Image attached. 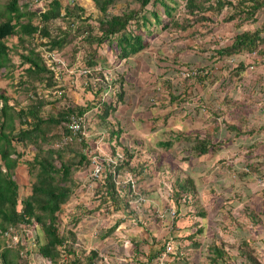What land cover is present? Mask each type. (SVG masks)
<instances>
[{"label": "rangeland", "instance_id": "1", "mask_svg": "<svg viewBox=\"0 0 264 264\" xmlns=\"http://www.w3.org/2000/svg\"><path fill=\"white\" fill-rule=\"evenodd\" d=\"M5 1L0 0V7ZM48 1L18 0V4L20 7L27 4V9L37 11L47 8ZM175 1L167 0L170 6H176L170 17L159 4L145 7L148 15L154 7L158 9L161 22L154 25L149 34L142 32L146 46L127 58L118 57L114 37L111 41L97 43L85 42L82 38L91 29V34L98 33L101 13L92 0H60L63 8L74 9L77 3L84 11L78 12V17H71L65 15L62 8V15L47 24L52 36H58V29L67 30L68 38L77 49L67 47L65 56L64 50L58 52L63 57L57 53L53 55L63 64L56 68L62 67L61 73L56 70L55 84L51 88L36 84L38 95L48 101L41 114L46 116L50 111L67 107L85 108L83 134L68 146L64 159L78 160L79 155L75 153L80 151L111 159L117 156L113 154L116 151L128 159L124 149L134 147L129 160L136 163L149 159L144 145L156 147L160 159L163 157L172 163L162 165L176 170L179 166L174 168L175 165L185 163L184 173L196 174L193 182L204 206L205 214L199 215L200 206L189 207L182 200L179 204L172 202V178L169 176L172 172L167 169L162 173L159 164H151L147 176L144 171L137 174L135 185L139 190L135 188V192L142 193L137 198L133 196L134 192H120L112 199L99 191L101 182L92 179L89 164L68 201L61 206L58 218L59 231L65 235L73 232L77 238L79 250L76 256L82 263L89 251L95 250L98 252L97 264H211L207 259L208 248L216 244L223 246L229 256L224 264H250L245 253L264 264V58L255 52L243 51L227 56L214 53V49L230 44L236 31L260 29L264 9L258 12L256 21L238 17L225 20L235 9L232 6L223 7L218 14L207 10L203 14L208 20L194 21L193 16L185 14V0ZM130 9L139 10L140 5L130 0H118L108 11L118 13ZM172 19L190 21L192 26L185 30L164 26ZM38 20L34 16L32 23L37 24ZM260 35L263 37L264 32ZM16 41V36L6 39V43L19 52ZM263 48L264 40L257 49ZM48 52L44 54L47 60ZM88 53L94 57L92 65L86 62ZM11 58L14 62L17 60L13 50ZM239 61L244 64V69L235 73L233 70ZM20 71L22 68L16 67L11 77L0 75V88L9 96L11 104L17 102V107L26 106L33 97L28 96V91L19 83L26 79V73ZM153 75H157L155 81H152ZM130 82L143 87L140 95L129 90ZM120 84L126 87L124 99L128 106L117 100ZM172 96L175 97L172 99ZM103 101L115 103L116 110L104 115ZM62 124L49 133L61 135ZM17 127H20L18 123ZM199 133L212 139L218 150L204 156L198 171L192 172L189 167H194L198 161L188 160L182 151L187 145L186 140ZM175 135L177 140H173L170 148L157 143L166 137L174 139ZM57 137L43 147L64 145L61 136ZM142 141L146 143L140 144ZM15 145L22 152L13 174L19 186L20 209V201L28 195L35 180L34 171L29 172L27 162L33 159L36 148L30 143ZM55 164L59 166V161ZM214 164L218 165L212 168ZM248 164L254 168L250 169ZM76 168L74 173L79 174L80 170ZM252 212L261 213L259 217L263 221L256 223L251 217ZM116 221L114 231L108 232V227ZM3 240L9 246L22 245L19 261L50 264L34 250L26 254V249H32V242L22 226L9 228ZM170 240L177 247V255L166 252V243ZM68 242H71L70 238ZM163 243L165 250L149 260L148 256L159 250ZM74 258L75 255L62 251L57 264L69 263Z\"/></svg>", "mask_w": 264, "mask_h": 264}, {"label": "trees", "instance_id": "2", "mask_svg": "<svg viewBox=\"0 0 264 264\" xmlns=\"http://www.w3.org/2000/svg\"><path fill=\"white\" fill-rule=\"evenodd\" d=\"M92 1L101 13V16L98 18V33L91 34V29L87 31L88 34H83L82 38L85 42L90 43L105 40L111 41L112 37L116 38V49H119L118 57L120 58H127L141 51L146 46L142 32L145 31L149 34L153 30V26L161 22L158 9L154 7L149 11L150 15H148L145 13V7L149 4H159L167 17H170L172 15L171 11L176 8V6H170L167 0H130L132 3H138L140 9L109 13V7L115 5L118 0ZM168 1L176 3L175 0ZM26 5L23 4L20 7L18 0H6L1 3L0 7V75L11 77L16 67L22 68L26 73V79H22L19 83H22L23 89L28 91V96L34 97L29 99L26 106L17 107V102L11 104L9 96L0 88V264H28L26 263L27 261H19L21 249L23 248L21 247L22 245L9 246L8 244H4L5 241L3 239L9 228L18 226L24 228V233L26 236H29L32 242V249H26L27 255L34 250L37 255L47 259L50 264H57L63 251L75 255L73 261L65 264H97V251L90 250L85 262L82 263L79 257L76 256L79 250V243L74 233L69 232L68 235H65V233H61L58 229L61 206L68 201L74 187L77 186L79 180H82V176L86 174L87 165L90 164L92 169L91 157L101 156L99 154L89 156L86 152L80 151V153H75V155H79L78 160L64 159V153L68 146H71L75 142L76 137L83 134L80 126L74 131L71 128V122L75 119L83 124L84 120L82 116L85 108L67 107L63 110L55 109V111H50L48 115L43 116L41 111L48 101L44 97H40L41 95H38L36 88V84L40 83L50 88L55 84L56 78L54 75L56 74V68L60 67L63 63L60 60H53V55L57 53L58 56H61L64 53L65 56L67 47L77 49V46L75 43L73 45V41L71 42V39L68 38L67 30L59 31L58 29V36H52L48 30V22L62 15L61 9L63 7L60 0H49L48 7L44 10H37L39 11L38 13L36 10L27 9ZM183 6L185 14L193 16L194 21L208 20L203 12L212 10L218 14L225 6L235 8L226 15L225 20L227 21L237 17L243 20L256 21L258 12L264 9V0H236L235 3L232 0H185ZM74 7V9L68 6L64 7V14L71 17L80 16L79 13L81 14L84 11V7L77 3ZM34 16L39 19L37 24L32 23ZM88 26L90 27L91 24ZM131 26H134V28H131ZM164 26L185 30L191 27L192 23L190 21L180 22L178 19H172L170 23H165ZM137 27L138 29L135 31L134 29ZM263 30L264 21H262L260 29L256 28L253 31L238 30L234 33L230 44L214 49V53L218 56H227L245 51L248 53L255 52L258 56H263L264 58V48L257 49L260 41L264 40V36L261 37L260 35V32H264ZM9 36H16V44L20 46L19 52L14 50L17 49L16 47L6 43V39ZM12 50L17 54L15 62L11 58ZM59 50L64 51L58 53ZM47 51H49V61L44 57ZM86 56L88 65H92L93 62L95 63L92 53H88ZM235 66L236 69L235 71L233 70L235 73L244 69V64L240 61ZM61 68L57 70L60 73ZM23 71H20V73ZM156 76L153 75L152 81L156 80ZM238 76L241 77L242 75ZM129 86V90L135 91L139 95L141 94V89L143 88L141 85L135 86L130 82ZM88 88L91 89L90 87ZM153 91L149 93L151 98ZM125 92L126 87L120 84L117 100L121 103L125 102V105H127V100L124 99ZM174 97L172 96V99ZM102 104L104 115L116 110L115 103L103 101ZM50 106L54 108V103H51ZM17 123L20 127H17ZM61 123H63L61 135L49 133L50 131H54ZM232 128L236 129L235 126H232ZM56 136H58L57 138L61 136V143L64 145L58 148L47 147L45 149L43 147L44 144H50L55 140ZM173 140H177L176 135L174 139L166 137L157 141V143L170 148ZM27 143L34 145L36 148L33 159L27 162L29 172L32 173L34 171L35 180L30 186L28 195L20 201L21 205L20 209H18L19 186L13 174L18 161H20L19 158L22 152L17 150L15 144L25 146ZM139 143H146V141ZM186 143L185 150H181L184 152V156L189 157L188 160L190 161L193 159L198 161L194 167H189V170L192 172L198 171V167L204 156L218 150L215 149V143L212 139H209L206 135L201 134L200 136V133L195 134L193 138L187 139ZM144 148L145 153L149 155V159L143 162L138 160L137 164L129 160L133 155L134 147L131 150L125 147V155L128 159L114 151L113 154L117 155L114 159L107 156L106 159L99 161L102 165L99 176L96 178L91 176L93 180L101 182L99 191L112 199H116L120 192H124L125 194H133L134 192L135 195L133 194V196L137 198L139 193H142H136V190L133 191L132 189V184H136V176L143 171L145 172V176H147L149 173L146 169L149 170L151 164L157 165L158 163L162 172L167 169H170L172 172L169 175L172 178L170 180L172 182L170 185L171 201L179 204L180 200H182L188 203L189 207L193 205L200 206L201 211H199V215H204V206L200 198H198L199 189L196 188L197 185L193 182L196 174L191 172L189 174L184 173L183 166L185 165L183 164L185 163L175 165L174 168L179 166L176 170L166 167L161 164L162 157L160 159V152L155 151L156 147L152 148L144 145ZM57 160L59 161V166L55 164ZM217 165L214 164L212 168ZM248 167L252 169L254 165L248 164ZM75 168L80 170L79 174L77 172L74 173ZM136 189L139 190L138 186ZM126 204H129L128 199ZM189 210L192 211L191 208ZM259 216H262L261 213L255 214L252 212L251 214L256 223L259 220L263 221ZM79 217H76L74 222H77ZM116 224L117 221L112 227H108L107 231H114ZM68 238L71 239V242H68ZM166 244L170 247L166 252L177 255V247L173 244L172 240ZM194 244L197 245L196 242ZM163 250H165V243L162 244L159 250L148 256L149 260L158 256ZM245 255L246 260L250 264H260L250 253H245ZM228 258L229 256L223 246L211 244L208 248L207 259L211 264H224Z\"/></svg>", "mask_w": 264, "mask_h": 264}, {"label": "built area", "instance_id": "3", "mask_svg": "<svg viewBox=\"0 0 264 264\" xmlns=\"http://www.w3.org/2000/svg\"><path fill=\"white\" fill-rule=\"evenodd\" d=\"M53 60H55L54 58H53ZM79 126L82 128V130H83V128H84V125L82 124V123H80V122H78L77 120H72V122H71V128L75 131L76 129H78L79 128ZM83 132V131H82ZM92 158V173H91V176L93 177V178H96V177H98L99 176V173L101 172V170H102V165H101V163L99 162V161H102L103 159H105V158H103V157H101V156H93V157H91ZM132 189H133V191L135 190V188H136V186H135V184L133 183L132 184ZM166 249L167 250H169L170 249V247H169V245H167L166 246Z\"/></svg>", "mask_w": 264, "mask_h": 264}, {"label": "crops", "instance_id": "4", "mask_svg": "<svg viewBox=\"0 0 264 264\" xmlns=\"http://www.w3.org/2000/svg\"><path fill=\"white\" fill-rule=\"evenodd\" d=\"M161 164H172L171 162H169L167 159H164L163 157H162V163ZM153 165H155V164H153ZM157 165H158V163H157ZM157 165H155V166H157ZM166 167H168V166H166ZM150 168H149V170L148 169H146V171H148V173L150 172ZM163 173V172H162ZM148 187V186H147Z\"/></svg>", "mask_w": 264, "mask_h": 264}, {"label": "clouds", "instance_id": "5", "mask_svg": "<svg viewBox=\"0 0 264 264\" xmlns=\"http://www.w3.org/2000/svg\"><path fill=\"white\" fill-rule=\"evenodd\" d=\"M103 158H105V157H103ZM106 159V158H105Z\"/></svg>", "mask_w": 264, "mask_h": 264}]
</instances>
